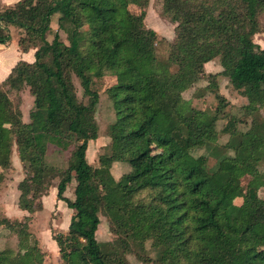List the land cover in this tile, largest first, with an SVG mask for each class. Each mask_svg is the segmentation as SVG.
Listing matches in <instances>:
<instances>
[{
    "label": "trees",
    "instance_id": "16d2710c",
    "mask_svg": "<svg viewBox=\"0 0 264 264\" xmlns=\"http://www.w3.org/2000/svg\"><path fill=\"white\" fill-rule=\"evenodd\" d=\"M160 1L161 16L175 26L163 62L145 13L126 12L129 0H0V44L10 41L13 26L21 52L34 50L32 63L19 60L0 82V168L10 166L15 145L26 172L17 204L30 214L41 210L40 198L59 178L56 197L73 211L67 233L53 237L62 264H129L132 244L143 248L146 242L157 245L154 258L139 257L144 263L264 264V199L258 196L264 136L256 135L264 128V48L253 40L262 31L264 0ZM55 14L57 29L51 31ZM214 59L222 70L208 76L206 87L221 75L247 103L241 108L246 120L224 124L228 153L210 169L209 157L198 151L217 143L222 106L195 109L182 94ZM105 76L115 79L107 89L115 121L109 153L93 167L86 159L88 142L98 136L93 86ZM22 89L33 101L28 123L8 95ZM49 143L72 147L65 170L46 164ZM153 147L159 156L151 154ZM114 162L129 165L123 175L129 187L112 177ZM72 181L70 199L64 193ZM99 215L107 218L112 241L97 240ZM1 225L13 229L0 217ZM31 239L26 253L0 250V264H43Z\"/></svg>",
    "mask_w": 264,
    "mask_h": 264
},
{
    "label": "rangeland",
    "instance_id": "374dc122",
    "mask_svg": "<svg viewBox=\"0 0 264 264\" xmlns=\"http://www.w3.org/2000/svg\"><path fill=\"white\" fill-rule=\"evenodd\" d=\"M19 0H5L9 4L16 3ZM142 0H129L125 10L126 12L138 15L141 12L145 13L144 24L147 28L154 30L157 34V41L155 44V55L158 61H166L170 53V44L174 38V25L161 16L162 6L160 0H148L146 5L141 4ZM58 15L51 17L50 30L57 29ZM262 31L256 34L253 38L254 42L261 48H264V17L261 18ZM10 41L6 44H0V77L9 68L14 66L20 59L21 49L18 46V39L20 33L18 29L13 26L9 27ZM52 33L47 37L51 38ZM61 38L65 42V34L60 32ZM222 68L218 59H214L204 65V75L201 79L190 89L182 94L183 99L187 100L195 109H211L214 110L217 106H222V113L220 114L216 130L219 133L216 144L210 147L203 148L198 151V154H205L209 157V168L215 169L218 161L228 152L223 145L228 140V135L222 133V128L226 121L230 118H238L246 120L242 113V106L247 101L237 91H235L228 82V79L217 75L214 80L213 87H206L208 84V76L218 74ZM1 82V81H0ZM76 88V94L80 100L85 101L82 97V90L77 79H73ZM115 84V79L111 76H105L97 80L93 89L99 93V101L96 110V123L98 128V136L94 141H89L86 150L87 162L93 166H98V159L101 155L109 153L110 137L109 127L115 121V113L113 110V102L109 99L107 89ZM216 92L224 99L223 103L219 102ZM9 98L12 103L19 107L22 113V120L25 123L29 122V111L33 107L32 97L29 95L27 89H22L19 92H10ZM264 118V111H262ZM249 120L247 121V124ZM239 128L246 130V124L240 123ZM256 135L258 137L264 136V128H257ZM72 147L67 150L61 149L54 144H47L45 162L47 165L55 169L65 170L68 167V160ZM151 154L159 156L160 150L153 147ZM264 169V166L260 168ZM129 165L125 162H114L111 165L110 173L115 181L122 185L129 187L128 182L123 178L129 172ZM26 177V172L22 163L19 161L15 145L12 148L10 158V166L7 169L0 168V217L7 219L13 224V229H9L4 225L0 226V250H10L16 252L21 251L26 253L32 245L31 236L34 237L43 253V264H62L58 248L53 240V237L59 234H66L68 225L70 223L73 211L68 209L66 204L56 197V187L59 178H55L47 192L40 198L42 208L34 213H27L18 207L19 192L17 190L18 184ZM75 182L72 181L64 193L67 198H73V190ZM258 196L264 199V187L258 190ZM235 204L240 205L242 200L235 199ZM100 224L96 232V238L99 242L112 241L114 236L109 229V222L103 215H99ZM27 224L26 234L20 233L23 225ZM16 228V229H15ZM157 242L153 244L146 242L143 248L132 244L133 253L127 255L129 264H154L144 263L142 258H154L152 247L156 246Z\"/></svg>",
    "mask_w": 264,
    "mask_h": 264
},
{
    "label": "crops",
    "instance_id": "0c3cea01",
    "mask_svg": "<svg viewBox=\"0 0 264 264\" xmlns=\"http://www.w3.org/2000/svg\"><path fill=\"white\" fill-rule=\"evenodd\" d=\"M1 3L4 4V5H10L9 3L5 2V0H1ZM19 57H20V59H18V61L19 60H23V61H26L28 63H32L34 61V50H29L26 53L20 52V56ZM11 68H9L8 72H6V73L4 72L1 75L0 81H2L9 74Z\"/></svg>",
    "mask_w": 264,
    "mask_h": 264
}]
</instances>
